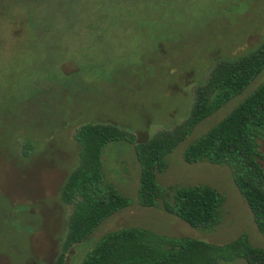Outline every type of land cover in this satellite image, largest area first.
<instances>
[{
  "label": "rangeland",
  "instance_id": "rangeland-1",
  "mask_svg": "<svg viewBox=\"0 0 264 264\" xmlns=\"http://www.w3.org/2000/svg\"><path fill=\"white\" fill-rule=\"evenodd\" d=\"M263 39L264 0H0V264L54 261L70 212L59 189L78 162L73 134L80 125L111 124L135 143L172 130L187 119L210 69ZM262 81L264 68L196 124L155 175L163 189L216 190L223 201L214 226L191 228L159 208L141 207L133 146L109 142L101 151L102 186L128 204L69 249L64 264H80L103 236L123 228L212 245L242 237L264 251L228 168L181 158ZM258 145L264 170V138Z\"/></svg>",
  "mask_w": 264,
  "mask_h": 264
},
{
  "label": "trees",
  "instance_id": "trees-1",
  "mask_svg": "<svg viewBox=\"0 0 264 264\" xmlns=\"http://www.w3.org/2000/svg\"><path fill=\"white\" fill-rule=\"evenodd\" d=\"M264 68V39L251 52L217 62L204 83L194 90L186 120L172 130L134 141V136L111 124L85 123L73 134L78 162L66 175L59 199L70 207L66 234L52 264H64L69 249L85 240L105 219L127 206L113 188H103L101 151L109 142L133 146L139 165L137 201L144 208H159L191 228H209L219 219L222 196L197 185L162 188L155 175L164 171L165 156L192 128L240 95ZM264 138V81L202 136L185 147V163L207 162L228 168L232 183L245 201L253 225L264 237V170L258 140ZM264 264V251L239 237L225 245H212L189 237H165L143 229L123 228L103 236L80 264H217L233 259Z\"/></svg>",
  "mask_w": 264,
  "mask_h": 264
}]
</instances>
